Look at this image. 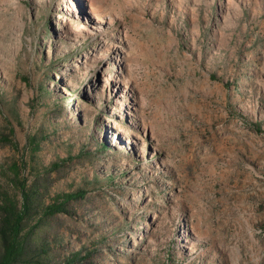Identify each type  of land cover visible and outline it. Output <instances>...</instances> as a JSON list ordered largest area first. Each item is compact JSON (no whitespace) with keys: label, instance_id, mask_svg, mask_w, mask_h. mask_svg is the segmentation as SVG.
I'll use <instances>...</instances> for the list:
<instances>
[{"label":"rangeland","instance_id":"rangeland-1","mask_svg":"<svg viewBox=\"0 0 264 264\" xmlns=\"http://www.w3.org/2000/svg\"><path fill=\"white\" fill-rule=\"evenodd\" d=\"M97 7L0 0V205L21 182L33 201L21 264H264V0Z\"/></svg>","mask_w":264,"mask_h":264},{"label":"trees","instance_id":"trees-1","mask_svg":"<svg viewBox=\"0 0 264 264\" xmlns=\"http://www.w3.org/2000/svg\"><path fill=\"white\" fill-rule=\"evenodd\" d=\"M20 202L10 198L2 200L0 221V264H21L25 262L26 243L22 235L24 222L32 210V192L23 182L19 183ZM84 191L70 194H61L59 203L47 205L44 208L45 216H53L66 211V203L84 197Z\"/></svg>","mask_w":264,"mask_h":264},{"label":"bare ground","instance_id":"bare-ground-1","mask_svg":"<svg viewBox=\"0 0 264 264\" xmlns=\"http://www.w3.org/2000/svg\"><path fill=\"white\" fill-rule=\"evenodd\" d=\"M86 1V7L89 10L90 15H92L95 18H99V10L97 7V0H85Z\"/></svg>","mask_w":264,"mask_h":264}]
</instances>
